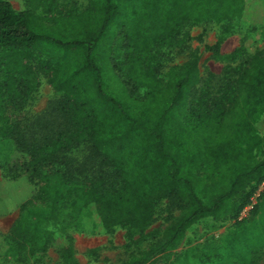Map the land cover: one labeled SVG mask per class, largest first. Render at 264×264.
<instances>
[{
    "label": "trees",
    "instance_id": "obj_1",
    "mask_svg": "<svg viewBox=\"0 0 264 264\" xmlns=\"http://www.w3.org/2000/svg\"><path fill=\"white\" fill-rule=\"evenodd\" d=\"M42 4L48 19L35 11ZM52 4L33 0L19 11L0 0V138L11 149L13 179L25 176L36 188L3 240L31 255L57 242L63 261L76 264L65 228L85 210L92 207L108 230L144 233L167 199L179 211L173 222L119 263L149 264L200 220L237 218L264 182V137L256 128L264 113V50L221 55L220 36L210 49L229 63L202 85L196 53L165 74L152 53L189 24L241 17L244 0H87L80 11L53 15ZM107 68L120 83H106ZM41 71L61 97L29 133L21 114ZM145 74L151 80L139 83L144 87L126 81ZM84 145L102 169L92 177L70 166L68 154ZM30 211L42 220L44 239L32 233L39 226Z\"/></svg>",
    "mask_w": 264,
    "mask_h": 264
},
{
    "label": "rangeland",
    "instance_id": "obj_2",
    "mask_svg": "<svg viewBox=\"0 0 264 264\" xmlns=\"http://www.w3.org/2000/svg\"><path fill=\"white\" fill-rule=\"evenodd\" d=\"M8 1L15 9L22 11L30 10L33 0ZM52 2L53 15L58 9L80 11L85 8L87 0ZM244 5V12L239 18L232 21L207 20L189 24L179 29L171 44L154 47L152 57L156 65H159L160 72L167 73L196 53L199 56V85H202L211 73L219 76L229 62L220 59L210 47L217 43L220 36L224 37L220 47L221 55L230 54L242 47L250 53L264 50V0H244ZM35 11L48 19L44 5ZM229 23L232 26L229 27V32L224 34ZM123 54L126 52L123 51ZM142 71L145 72L144 69ZM38 78L39 86L29 96L21 114L24 118L23 126H29L26 129L29 133L40 129L33 126L37 121L51 117L61 97V93L54 91L48 84L45 71H41ZM105 79L106 83H120L114 79V74L109 68L105 70ZM148 79L151 80V75L145 74L139 80L133 79L132 76L126 77L127 83H138L142 87L144 85L139 83H149ZM256 128L258 134L264 137V113L256 122ZM89 156L90 148L87 145L73 149L68 154L71 168L82 166L83 175L89 177L99 173L102 169L98 168ZM263 156L262 148L258 151V157ZM10 161L9 144L7 140L0 138V264H66L60 255L57 242L49 243L44 255H31L18 253L15 244L3 240V236L9 235L19 217V205L36 189L25 176L13 179L17 173L11 171ZM178 213L177 209L169 210L167 199L162 200L152 224L141 233L121 225L112 230L104 228L91 207L84 211L78 222L68 224L65 232L73 237L76 264H119L131 254L149 248ZM27 217L39 226V230L34 231L33 228L32 233L44 239L45 228L37 212H27ZM47 228L53 234L59 231L58 227L51 224ZM225 252L227 254L223 256ZM192 261L201 264H264V182L257 188L250 205L237 218L200 220L186 231L177 248L158 255L149 264H191Z\"/></svg>",
    "mask_w": 264,
    "mask_h": 264
}]
</instances>
